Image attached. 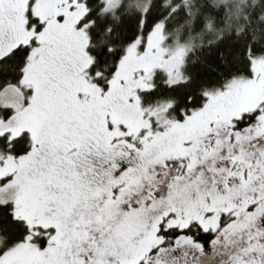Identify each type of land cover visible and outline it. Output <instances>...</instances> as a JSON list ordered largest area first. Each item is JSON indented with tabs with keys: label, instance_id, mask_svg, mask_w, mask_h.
<instances>
[{
	"label": "snow or ice",
	"instance_id": "6c2138e0",
	"mask_svg": "<svg viewBox=\"0 0 264 264\" xmlns=\"http://www.w3.org/2000/svg\"><path fill=\"white\" fill-rule=\"evenodd\" d=\"M0 264H264V0H0Z\"/></svg>",
	"mask_w": 264,
	"mask_h": 264
}]
</instances>
